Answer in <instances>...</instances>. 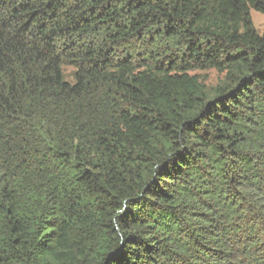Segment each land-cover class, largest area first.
<instances>
[{
  "label": "trees",
  "instance_id": "1",
  "mask_svg": "<svg viewBox=\"0 0 264 264\" xmlns=\"http://www.w3.org/2000/svg\"><path fill=\"white\" fill-rule=\"evenodd\" d=\"M250 10L0 0V264H264Z\"/></svg>",
  "mask_w": 264,
  "mask_h": 264
},
{
  "label": "rangeland",
  "instance_id": "2",
  "mask_svg": "<svg viewBox=\"0 0 264 264\" xmlns=\"http://www.w3.org/2000/svg\"><path fill=\"white\" fill-rule=\"evenodd\" d=\"M250 19L252 21V24L254 26V29L258 34H262L264 32V15L257 13L253 10H250ZM66 72H70V69H66ZM202 79L207 78L206 83L207 84H215L217 80V75L214 71H209V72H197Z\"/></svg>",
  "mask_w": 264,
  "mask_h": 264
}]
</instances>
